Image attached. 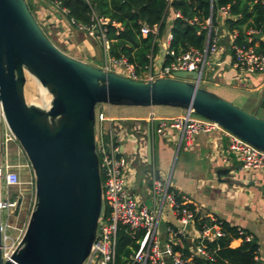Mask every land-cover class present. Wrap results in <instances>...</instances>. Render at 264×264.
Listing matches in <instances>:
<instances>
[{
    "label": "water",
    "instance_id": "1",
    "mask_svg": "<svg viewBox=\"0 0 264 264\" xmlns=\"http://www.w3.org/2000/svg\"><path fill=\"white\" fill-rule=\"evenodd\" d=\"M159 55L158 70L165 50ZM26 74L51 96L47 109L26 103ZM188 76L200 78L196 72H176L174 79L145 82L74 59L52 43L26 0H0V122L35 177L33 210L8 258L2 254L0 210V264H82L89 255L102 211L97 105L192 111L264 152V120L186 81ZM158 131V121L149 124V140L153 132L158 142L163 136Z\"/></svg>",
    "mask_w": 264,
    "mask_h": 264
},
{
    "label": "built area",
    "instance_id": "2",
    "mask_svg": "<svg viewBox=\"0 0 264 264\" xmlns=\"http://www.w3.org/2000/svg\"><path fill=\"white\" fill-rule=\"evenodd\" d=\"M50 1L56 11L61 12L65 17L67 16L68 11L62 6L63 0ZM83 1L87 3V0ZM174 1L176 0H165L166 10L174 19H180L182 16L179 12H172L171 5ZM89 8V24L84 25L76 23L73 20H67L66 23L69 26H74L84 31L97 42L104 54L102 69L105 71L145 82L154 81L158 78L174 79L176 72H196L200 75V78L197 81L192 80L191 82L197 83L200 86L203 81L204 68L208 65V58L214 57L219 52L220 36L222 30H224L233 41L231 50L234 67L246 75H264V52L259 51L254 45H235L236 32H228L224 28L225 20L232 18L229 6L219 7L216 10L215 23H212V16L201 23L196 18L187 20L189 25H197L201 31H206L204 49L198 50L189 47L185 51L175 52L169 49L171 41L169 33L165 37L167 48L164 49L163 68L158 70L154 56L150 55L148 56V65L141 73L136 72L135 68L129 64L127 58L121 56L115 59L110 56L111 40L108 39L109 27L112 26L117 31L120 29V26L114 21L101 16L95 7L89 5ZM140 33L143 37L152 34L157 40L158 26L155 25L150 28L142 26ZM257 33L264 35V31L261 30H249L247 32L248 44L252 43L249 37ZM156 71H158V74H156ZM192 114V111H187L185 115L171 119H156L152 116L151 118L158 121L159 132L163 136H166L165 127H168L180 133L181 138L189 146L193 138L199 134L220 132L227 139L228 149L235 156L241 169H261L264 171V152L230 134L217 123L204 118L192 117ZM120 121V119L112 118L103 111H95L94 142L101 181L102 211L91 251L82 264H118L116 263V244L120 227L125 228L135 238L137 244L136 249L132 251L128 257V261L124 264H194V258L198 257L212 260L213 252L207 243L225 234L218 222L219 220L214 216H209L197 228L194 219L195 211L190 212L184 208L186 204L178 200L176 194L171 190L169 182H162L158 179L152 180L150 192L153 203L159 207V211L139 205L128 191L125 182V171L128 160L124 156L119 140L117 136H114L113 130V125L120 123ZM14 142L17 141L5 123L2 128L0 127V148L6 156L10 152V144ZM26 167L29 171V178L25 184L34 193L35 177L30 165L27 164ZM2 179L8 191V189L21 186L22 182L19 175L7 163L0 164V210L2 212L3 210L18 208V202L23 200L22 195H18L15 199L3 200L1 197ZM262 201L264 202V194L262 195ZM164 207H167L171 216L173 215L179 224L178 230L172 228V226H168L165 228V231L160 232L159 214ZM104 209L108 210L107 214H104ZM187 226L190 229L194 228L196 234L189 239L191 242L189 253L183 255L180 251H174L173 245L176 244V236L188 237L187 234L190 230H186ZM236 231V239H239L241 243L253 242L252 235L247 231L238 227ZM2 232L4 240L10 239L5 234L3 226ZM162 237H165V240ZM19 240L16 243L12 242L9 246H4L2 253L4 258L10 256ZM254 264H264L258 257V253L254 256Z\"/></svg>",
    "mask_w": 264,
    "mask_h": 264
},
{
    "label": "crops",
    "instance_id": "3",
    "mask_svg": "<svg viewBox=\"0 0 264 264\" xmlns=\"http://www.w3.org/2000/svg\"><path fill=\"white\" fill-rule=\"evenodd\" d=\"M264 2V0H262ZM67 24V23H66ZM171 23L166 27L165 33L158 40L159 49H166L165 37L170 33ZM250 40L261 52H264V35L257 33L251 35ZM233 41L226 31L222 30L219 41V52L212 57L214 72L210 80L215 87L223 86L232 90L245 89L249 93H258L264 86V75H246L237 70L232 62L231 47ZM99 47V46H98ZM99 49V48H98ZM96 48L88 44L83 49L81 57L87 59L95 67L103 66L100 56L93 57ZM159 51L154 56L159 57ZM97 61V62H96ZM89 63V64H90ZM141 73V72H140ZM228 94V92H226ZM223 99V98H222ZM185 115L180 109L159 107L157 110L144 111L142 108L130 109L126 114L117 117V138L121 150L128 160L125 171V182L128 191L139 205L146 206V200L151 197V206L159 211L153 203L150 192L153 179L169 182L171 190L178 200L193 206L199 219L214 216L217 220L230 227L241 228L250 233L253 242L257 245L258 257L264 262V171L261 169H241L235 156L228 149V141L220 132L199 134L189 145H186L180 133L165 127L166 136L158 142L151 132L150 140L148 125L153 126L156 119H171ZM158 133H160L158 131ZM150 146V149H149ZM27 182V181H26ZM25 182L14 192L21 193ZM5 200L11 199L12 191H5ZM22 205V201L20 205ZM147 207V206H146ZM165 228L179 224L167 207L159 214L160 232ZM6 227H10L6 224ZM196 234L192 228L188 232L189 239ZM239 239L230 241L231 247H238Z\"/></svg>",
    "mask_w": 264,
    "mask_h": 264
},
{
    "label": "trees",
    "instance_id": "4",
    "mask_svg": "<svg viewBox=\"0 0 264 264\" xmlns=\"http://www.w3.org/2000/svg\"><path fill=\"white\" fill-rule=\"evenodd\" d=\"M89 3V4H88ZM96 8L98 13L114 21L120 26L119 30L109 27L108 39L111 40L110 56L118 59L121 56L128 59L137 73L148 65V56H156L159 51L158 40L165 33L166 27L171 23V41L169 49L179 52L189 47L202 50L206 44V31H201L197 25H189L187 20L196 18L204 22L212 16L215 23L216 10L219 7L229 6L232 18L225 20L224 28L228 32H236L234 44L237 46L249 45L247 32L264 31V2L262 0H176L172 3V12H179L180 19H174L166 10L165 0H63L62 6L68 11L66 19L80 24H89L90 8ZM158 26L157 40L154 35L143 37L140 33L142 26ZM187 211L194 212L193 206H184ZM108 210L104 209V214ZM195 226L199 228L204 219H199L195 214ZM224 235L208 242L212 250V260L194 258V264H254L257 254V245L254 242H243L238 247H231L230 241L237 237L236 228L218 221ZM174 251L183 255L189 253L188 238L176 236ZM135 238L120 227L116 244V263L124 264L129 255L135 250Z\"/></svg>",
    "mask_w": 264,
    "mask_h": 264
},
{
    "label": "rangeland",
    "instance_id": "5",
    "mask_svg": "<svg viewBox=\"0 0 264 264\" xmlns=\"http://www.w3.org/2000/svg\"><path fill=\"white\" fill-rule=\"evenodd\" d=\"M31 12L35 16L38 23L43 28L44 32L52 43L62 52L68 56L80 60L85 63H90L87 59H83L81 55L83 54V49L91 44V46L96 48L94 53H91L93 57L100 56L102 61V49L97 44V42L90 38L87 33L77 29L74 26H69L66 24V17L61 14V12L56 11L53 8L52 2L50 0H26ZM99 46V47H98ZM99 48V49H98ZM97 62V61H96ZM208 65L204 68L203 81L200 87L206 89L209 92L215 93L220 98L232 103L238 108L242 109L248 113H254L257 118L264 120V86L262 90L258 93H249L245 89L232 90L227 88L228 94L225 91V87H215L213 85L214 81L210 80L211 75L214 72L215 64L213 59L210 57L207 60ZM91 64V63H90ZM99 68H102L100 65ZM186 81H192L191 77H187ZM25 100L28 105H34L42 109H47L49 107L51 96L39 85V83L30 75L26 74V85H25ZM130 109H138L133 107H115L108 106L105 104H100L96 106V111L100 110L105 112L107 115L117 117L119 115L126 114V111ZM144 111H149L150 109L157 110L159 107L153 108H142ZM182 112H186L183 111ZM192 117H199L195 113L192 114ZM5 122L1 120L0 127L4 126ZM114 136L119 134L117 132V124L113 125ZM1 146V145H0ZM10 152L8 156L1 151L0 148V164L7 163L13 170L19 175L20 181H28L29 171L26 167L29 164L22 148L18 142L10 144ZM21 193L14 192L13 189H8L12 191L11 199H15L18 195H22V205L18 206L16 209L3 210L1 213L2 226L6 235L10 239L4 240V245L9 246L12 242L16 243L21 239L24 231L26 230L30 214L33 210L34 205V193L29 188L28 185H24ZM3 184V179L1 180V197L5 200L6 191ZM146 206H151V197L149 195L146 200ZM6 224H9L10 227H6ZM172 226V225H170ZM172 228L178 230L179 226H172ZM165 240V237H162Z\"/></svg>",
    "mask_w": 264,
    "mask_h": 264
}]
</instances>
